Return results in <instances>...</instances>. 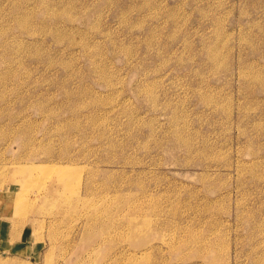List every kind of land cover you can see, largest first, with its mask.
<instances>
[{
	"label": "rangeland",
	"instance_id": "1",
	"mask_svg": "<svg viewBox=\"0 0 264 264\" xmlns=\"http://www.w3.org/2000/svg\"><path fill=\"white\" fill-rule=\"evenodd\" d=\"M1 199L0 264H264V0H0Z\"/></svg>",
	"mask_w": 264,
	"mask_h": 264
},
{
	"label": "bare ground",
	"instance_id": "2",
	"mask_svg": "<svg viewBox=\"0 0 264 264\" xmlns=\"http://www.w3.org/2000/svg\"><path fill=\"white\" fill-rule=\"evenodd\" d=\"M37 170L41 171L42 175H44V174L46 175L47 174L46 172H49L52 175L54 174V176H55L54 178L55 179H54L53 182L56 183L57 186L58 185L60 186L61 195L65 194L67 192V190L69 189V184H70V180H71L70 174L72 173L71 168H69L67 166H63V165H59V166L58 165H53V166H50V165H48V166H43V165L42 166L41 165L32 166V165H30V166H27V167H22V168L20 167L19 173L20 172L24 173L25 176H26V174L29 175V174L33 173V171H37ZM19 173H17V174H19ZM52 175H50V176H52ZM47 193L51 194L52 191L50 190ZM64 199L67 200V201L69 200L68 198H64ZM2 201H3V199L0 200V202H2ZM95 215L98 217L99 216L98 212H95Z\"/></svg>",
	"mask_w": 264,
	"mask_h": 264
}]
</instances>
